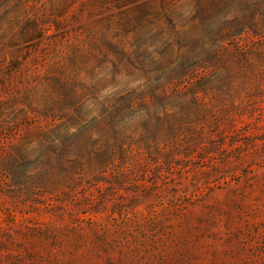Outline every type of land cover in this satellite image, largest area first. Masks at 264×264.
Returning <instances> with one entry per match:
<instances>
[{
  "label": "rangeland",
  "instance_id": "obj_1",
  "mask_svg": "<svg viewBox=\"0 0 264 264\" xmlns=\"http://www.w3.org/2000/svg\"><path fill=\"white\" fill-rule=\"evenodd\" d=\"M0 264H264V0H0Z\"/></svg>",
  "mask_w": 264,
  "mask_h": 264
},
{
  "label": "trees",
  "instance_id": "obj_2",
  "mask_svg": "<svg viewBox=\"0 0 264 264\" xmlns=\"http://www.w3.org/2000/svg\"><path fill=\"white\" fill-rule=\"evenodd\" d=\"M223 34L224 35H230L229 32H226V33H223ZM214 46L215 47L217 46L216 48H218V50H216L215 53L214 52H211V55L209 56L210 57L209 63H211V64L217 63V61H219V59L221 58V56L223 54H226L227 56L229 55V49L227 47L221 46V44H215ZM215 49H213V50H215ZM237 53L239 55H230L228 57L231 58V57H236V56H242V61H246V55H241V52H238V51H237ZM237 60L239 61V59H237ZM184 74H186V71L184 73H182V74H175V75L174 74H172V75L170 74V75H168L162 83L160 82L161 84L159 83V85L162 86L160 92L159 93L153 92L151 94L153 100H155L157 102H160L161 99L166 98L167 89L168 88H170L171 90L174 89V88L176 89L177 88V85L180 83L179 80L181 79V75H184ZM214 79H216L214 77V75H209L205 79V81L202 82V85L208 84V83H210Z\"/></svg>",
  "mask_w": 264,
  "mask_h": 264
}]
</instances>
